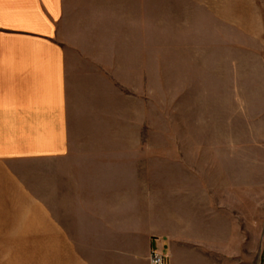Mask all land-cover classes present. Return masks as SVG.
I'll use <instances>...</instances> for the list:
<instances>
[{
    "label": "crops",
    "instance_id": "0c3cea01",
    "mask_svg": "<svg viewBox=\"0 0 264 264\" xmlns=\"http://www.w3.org/2000/svg\"><path fill=\"white\" fill-rule=\"evenodd\" d=\"M154 26L151 0H0V237L29 211L82 264H235L157 192L145 143L76 145L107 85L154 81Z\"/></svg>",
    "mask_w": 264,
    "mask_h": 264
},
{
    "label": "rangeland",
    "instance_id": "374dc122",
    "mask_svg": "<svg viewBox=\"0 0 264 264\" xmlns=\"http://www.w3.org/2000/svg\"><path fill=\"white\" fill-rule=\"evenodd\" d=\"M151 2L154 81L107 85L76 145L145 143L157 192L188 202L221 263L264 264V0ZM7 215L0 264H82L41 242L40 213Z\"/></svg>",
    "mask_w": 264,
    "mask_h": 264
},
{
    "label": "built area",
    "instance_id": "2783aa9c",
    "mask_svg": "<svg viewBox=\"0 0 264 264\" xmlns=\"http://www.w3.org/2000/svg\"><path fill=\"white\" fill-rule=\"evenodd\" d=\"M166 256L159 252H152L150 255V264H165Z\"/></svg>",
    "mask_w": 264,
    "mask_h": 264
}]
</instances>
